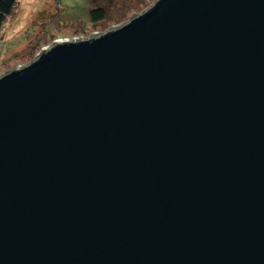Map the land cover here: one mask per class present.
<instances>
[{"label": "water", "instance_id": "obj_1", "mask_svg": "<svg viewBox=\"0 0 264 264\" xmlns=\"http://www.w3.org/2000/svg\"><path fill=\"white\" fill-rule=\"evenodd\" d=\"M0 264H264V0H155L0 75Z\"/></svg>", "mask_w": 264, "mask_h": 264}, {"label": "rangeland", "instance_id": "obj_2", "mask_svg": "<svg viewBox=\"0 0 264 264\" xmlns=\"http://www.w3.org/2000/svg\"><path fill=\"white\" fill-rule=\"evenodd\" d=\"M155 0H17L0 30V75L30 62L58 38L104 32L141 13ZM107 9L104 20L93 23L89 10Z\"/></svg>", "mask_w": 264, "mask_h": 264}, {"label": "trees", "instance_id": "obj_3", "mask_svg": "<svg viewBox=\"0 0 264 264\" xmlns=\"http://www.w3.org/2000/svg\"><path fill=\"white\" fill-rule=\"evenodd\" d=\"M16 3L17 0H0V30L2 29L7 16H9L13 11ZM106 16L107 9L102 5L89 10V20L93 23L104 20Z\"/></svg>", "mask_w": 264, "mask_h": 264}, {"label": "built area", "instance_id": "obj_4", "mask_svg": "<svg viewBox=\"0 0 264 264\" xmlns=\"http://www.w3.org/2000/svg\"><path fill=\"white\" fill-rule=\"evenodd\" d=\"M98 34V33H101V32H96V31H93L90 35H87L86 33L85 34H82V35H80V36H78V37H73V38H71V39H69V38H58V39H56V40H74V39H80V38H87V37H89V36H92V35H95V34ZM55 40V41H56ZM20 66V65H19ZM22 66V65H21Z\"/></svg>", "mask_w": 264, "mask_h": 264}]
</instances>
